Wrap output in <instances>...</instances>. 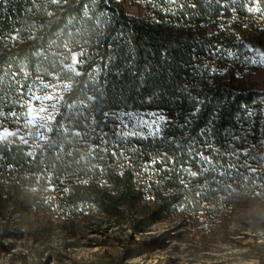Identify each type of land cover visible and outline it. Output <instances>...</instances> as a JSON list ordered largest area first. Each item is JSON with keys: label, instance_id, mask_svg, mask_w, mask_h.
I'll return each mask as SVG.
<instances>
[{"label": "trees", "instance_id": "obj_1", "mask_svg": "<svg viewBox=\"0 0 264 264\" xmlns=\"http://www.w3.org/2000/svg\"><path fill=\"white\" fill-rule=\"evenodd\" d=\"M260 57L264 0H0L4 234L73 237L94 215L203 240L264 231Z\"/></svg>", "mask_w": 264, "mask_h": 264}, {"label": "rangeland", "instance_id": "obj_2", "mask_svg": "<svg viewBox=\"0 0 264 264\" xmlns=\"http://www.w3.org/2000/svg\"><path fill=\"white\" fill-rule=\"evenodd\" d=\"M251 65L250 80L264 87V60L256 58ZM138 117L141 127L151 133L164 122L153 112ZM246 222L231 224L226 238L218 233L203 240L177 221L134 232L94 215L79 223L73 237L57 228L34 241L5 235L0 220V264H114L112 259L119 264H264V231Z\"/></svg>", "mask_w": 264, "mask_h": 264}, {"label": "snow or ice", "instance_id": "obj_3", "mask_svg": "<svg viewBox=\"0 0 264 264\" xmlns=\"http://www.w3.org/2000/svg\"><path fill=\"white\" fill-rule=\"evenodd\" d=\"M13 39H15V37H13ZM35 87V85H33ZM40 90L41 91H44L48 88V85H40L39 86ZM33 99L36 100V101H40V100H45V101H53V100H56V96L54 95H47L45 94L44 96H33ZM13 103H15V101H13ZM57 103H51V104H48L47 106H40L39 108H37V111L39 113H44V112H47L49 109H53L54 106L56 105ZM31 114H32V108H29L28 109V115L31 117ZM6 114L0 110V117L2 116H5ZM8 115H17L16 113H10ZM33 119H36L35 117H33ZM50 122V120H48V123ZM45 123H42V124H38L37 126L42 129V130H46L47 128L43 127ZM198 159V157H197ZM154 163H164V161H154ZM167 163H171V164H175V161H171V160H168Z\"/></svg>", "mask_w": 264, "mask_h": 264}]
</instances>
